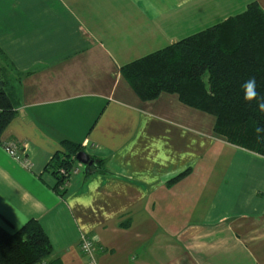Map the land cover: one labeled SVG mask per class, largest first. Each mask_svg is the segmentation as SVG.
<instances>
[{"label":"crops","instance_id":"0c3cea01","mask_svg":"<svg viewBox=\"0 0 264 264\" xmlns=\"http://www.w3.org/2000/svg\"><path fill=\"white\" fill-rule=\"evenodd\" d=\"M252 2L264 12V0H0L18 102L0 137V227L37 221L59 264H88L82 236L98 264H264V158L174 94L141 101L120 73ZM72 144L93 165L71 156L61 188L52 165Z\"/></svg>","mask_w":264,"mask_h":264},{"label":"trees","instance_id":"16d2710c","mask_svg":"<svg viewBox=\"0 0 264 264\" xmlns=\"http://www.w3.org/2000/svg\"><path fill=\"white\" fill-rule=\"evenodd\" d=\"M4 66L0 67V137L18 103L12 84L15 75L9 65ZM120 73L141 101L174 94L183 105L214 118L215 136L264 158V111L260 109L264 12L255 2L236 16L122 66ZM252 78L257 95L247 100L243 85ZM79 151L72 144L70 154L52 165L58 187L66 179L59 170L68 173L71 156ZM51 254V244L37 221H28L14 233L0 227V264H59L58 259L50 260Z\"/></svg>","mask_w":264,"mask_h":264},{"label":"built area","instance_id":"2783aa9c","mask_svg":"<svg viewBox=\"0 0 264 264\" xmlns=\"http://www.w3.org/2000/svg\"><path fill=\"white\" fill-rule=\"evenodd\" d=\"M2 146L5 152L11 158L21 162L25 167H29V163L21 155H19L16 152V148L14 144L3 143ZM58 173H59V176L61 177H67L68 175V173L63 169H60ZM80 250L82 254L87 258L88 264H98L95 258V244H94L93 239L82 236L80 240Z\"/></svg>","mask_w":264,"mask_h":264},{"label":"clouds","instance_id":"9594fccd","mask_svg":"<svg viewBox=\"0 0 264 264\" xmlns=\"http://www.w3.org/2000/svg\"><path fill=\"white\" fill-rule=\"evenodd\" d=\"M243 88L245 90V98L247 100H252L256 97V80L254 78L246 80ZM260 109L264 111V103L260 104Z\"/></svg>","mask_w":264,"mask_h":264},{"label":"water","instance_id":"95a60500","mask_svg":"<svg viewBox=\"0 0 264 264\" xmlns=\"http://www.w3.org/2000/svg\"><path fill=\"white\" fill-rule=\"evenodd\" d=\"M74 160L78 162L79 164L86 166V167H90L93 165V160H91L88 154L82 151L78 152L75 155Z\"/></svg>","mask_w":264,"mask_h":264},{"label":"rangeland","instance_id":"374dc122","mask_svg":"<svg viewBox=\"0 0 264 264\" xmlns=\"http://www.w3.org/2000/svg\"><path fill=\"white\" fill-rule=\"evenodd\" d=\"M75 166L78 167L79 169H82L84 166H82L81 164L75 162Z\"/></svg>","mask_w":264,"mask_h":264}]
</instances>
